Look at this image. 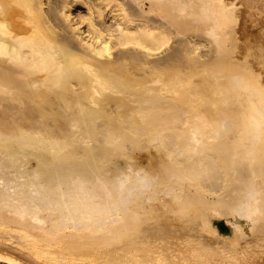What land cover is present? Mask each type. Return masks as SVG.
Instances as JSON below:
<instances>
[{
  "label": "bare ground",
  "instance_id": "6f19581e",
  "mask_svg": "<svg viewBox=\"0 0 264 264\" xmlns=\"http://www.w3.org/2000/svg\"><path fill=\"white\" fill-rule=\"evenodd\" d=\"M0 264H264V0H0Z\"/></svg>",
  "mask_w": 264,
  "mask_h": 264
},
{
  "label": "rangeland",
  "instance_id": "374dc122",
  "mask_svg": "<svg viewBox=\"0 0 264 264\" xmlns=\"http://www.w3.org/2000/svg\"><path fill=\"white\" fill-rule=\"evenodd\" d=\"M205 220L211 224V227L213 226H219V228L222 230V232L225 235H228L231 233L232 230V224L223 216H221L219 213H214L205 216Z\"/></svg>",
  "mask_w": 264,
  "mask_h": 264
}]
</instances>
